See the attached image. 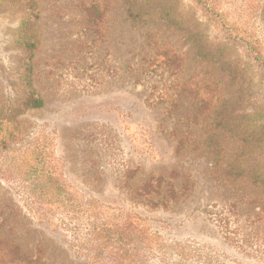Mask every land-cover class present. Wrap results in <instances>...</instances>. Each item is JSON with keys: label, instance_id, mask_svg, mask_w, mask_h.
I'll return each mask as SVG.
<instances>
[{"label": "rangeland", "instance_id": "374dc122", "mask_svg": "<svg viewBox=\"0 0 264 264\" xmlns=\"http://www.w3.org/2000/svg\"><path fill=\"white\" fill-rule=\"evenodd\" d=\"M150 1L0 0V110L24 37L43 100L0 126V264H264V0ZM53 193L121 240L83 254Z\"/></svg>", "mask_w": 264, "mask_h": 264}, {"label": "trees", "instance_id": "16d2710c", "mask_svg": "<svg viewBox=\"0 0 264 264\" xmlns=\"http://www.w3.org/2000/svg\"><path fill=\"white\" fill-rule=\"evenodd\" d=\"M196 2L201 3L206 8V10L208 11L209 20H210V16H213L215 14L217 17H220V14L217 13L218 10L216 7V3L213 0H196ZM145 4L147 7H144V9H142L141 5L134 7V5L129 4L128 6L129 16L133 20L142 19L143 13L145 12L147 13L149 9H151V7L154 6L153 2H151L150 0H145ZM160 11H161L164 21L167 24H174L175 21L171 16V10L169 8V5H163L162 7H160ZM19 42L20 44H22L26 52L25 57H24L23 73H22V83L24 84V88L26 89V91H25L24 97L22 98V101L17 103L15 106L9 107L10 110L8 112L6 110L4 112L0 110L1 111L0 112V126H2L1 124L5 122L7 123L10 122L12 124L13 117L15 116V114L23 110L39 108L43 105V100L41 99V97H39L35 93V91L30 87V71L32 67L29 63V60L31 57V50L34 46V43L30 41L29 38H26V37H24V39L20 40ZM196 44H198V42L195 41L194 45L196 46ZM197 47L198 49L201 48L199 45H197ZM251 52L253 51L251 50ZM197 54H200V51H197ZM255 58H256V55H255ZM7 123L5 124L9 125ZM11 132H12L11 130H8L6 134L10 136ZM242 139L244 140L245 137H242ZM255 179L257 180L256 182L259 181L260 183H264V175L257 174L255 175ZM31 198H33L34 201H35V198L38 200L37 205L39 206L38 213H39L40 218L49 219L52 217H56L62 221L63 220L69 221L65 223V226H69L68 224L76 221L74 222L72 227H69V229H72L73 232L75 233L76 237L74 238L77 241L76 244L79 249L82 248L81 250L83 254H85L86 256H90L88 255V249L84 247L88 244L86 242V235L88 233L90 234V238H91L89 242L94 243L93 241L96 240L97 236L100 237L101 243H102V245L100 244L101 245L100 247L107 246L108 236L110 235L111 237H114L115 240L118 238V241H120L122 238L121 232L116 233L114 226L113 228L111 226L109 229H105L104 226L106 224H104V222L97 223L96 220L98 218L96 217H93L92 221L89 222V225H88L86 219H88L91 215L85 213V210L84 211L78 210V208L75 205L74 199H72L68 195H62L60 193L59 194L53 193L49 195H38V196L31 197ZM128 224L131 225L132 223L129 222ZM90 262L91 264H99V259H97L96 257H91Z\"/></svg>", "mask_w": 264, "mask_h": 264}]
</instances>
